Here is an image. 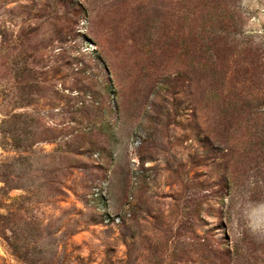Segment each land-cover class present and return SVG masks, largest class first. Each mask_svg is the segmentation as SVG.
Listing matches in <instances>:
<instances>
[{
  "label": "rangeland",
  "instance_id": "1",
  "mask_svg": "<svg viewBox=\"0 0 264 264\" xmlns=\"http://www.w3.org/2000/svg\"><path fill=\"white\" fill-rule=\"evenodd\" d=\"M0 227V264H264V0H0Z\"/></svg>",
  "mask_w": 264,
  "mask_h": 264
},
{
  "label": "built area",
  "instance_id": "2",
  "mask_svg": "<svg viewBox=\"0 0 264 264\" xmlns=\"http://www.w3.org/2000/svg\"><path fill=\"white\" fill-rule=\"evenodd\" d=\"M104 221L105 223L112 222L113 224H116V223L121 222V217L119 215H113V214L107 213L104 215Z\"/></svg>",
  "mask_w": 264,
  "mask_h": 264
},
{
  "label": "trees",
  "instance_id": "3",
  "mask_svg": "<svg viewBox=\"0 0 264 264\" xmlns=\"http://www.w3.org/2000/svg\"><path fill=\"white\" fill-rule=\"evenodd\" d=\"M4 234L2 232V228L0 227V237H2Z\"/></svg>",
  "mask_w": 264,
  "mask_h": 264
}]
</instances>
